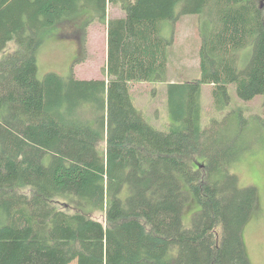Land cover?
<instances>
[{
  "label": "trees",
  "instance_id": "16d2710c",
  "mask_svg": "<svg viewBox=\"0 0 264 264\" xmlns=\"http://www.w3.org/2000/svg\"><path fill=\"white\" fill-rule=\"evenodd\" d=\"M109 3L124 14L108 19ZM89 14L108 19L105 76H39L47 30ZM186 14L200 16L201 78L168 82L160 129L131 88L166 81ZM1 53L0 264H252L241 126H203L200 99L202 84L219 104L230 83L264 95V0H0Z\"/></svg>",
  "mask_w": 264,
  "mask_h": 264
},
{
  "label": "rangeland",
  "instance_id": "374dc122",
  "mask_svg": "<svg viewBox=\"0 0 264 264\" xmlns=\"http://www.w3.org/2000/svg\"><path fill=\"white\" fill-rule=\"evenodd\" d=\"M123 14L120 6L109 3L108 19ZM107 21L102 23L89 14L80 20L64 21L50 27L37 52L39 76L52 71L64 77L73 72L77 77L84 79L104 77L107 62ZM85 22L87 33L86 40H83ZM168 28H174L173 22L168 23ZM201 37L200 16L182 15L175 24L166 81L141 82L132 86L134 104L150 124L167 129L172 122L168 82L201 78ZM14 47L15 43L11 42L7 50L10 51ZM227 95V99L223 97L224 104H219L215 101L213 87L210 84H202L201 123L203 126H209L213 118L222 120L226 117L229 127L241 126L242 132L239 133L241 136L237 146L242 151V160L235 170L241 186L254 185L258 189V203L244 228V242L251 263L264 264V95H259L253 100H242L235 83L228 85ZM232 146L236 147V143L232 142ZM199 161H202V158H199ZM194 210V203L190 202L186 215L189 216ZM95 217L104 220V214L101 212ZM70 264H77V260Z\"/></svg>",
  "mask_w": 264,
  "mask_h": 264
}]
</instances>
